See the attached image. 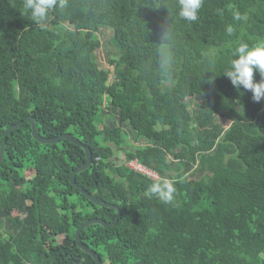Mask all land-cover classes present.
I'll list each match as a JSON object with an SVG mask.
<instances>
[{
	"label": "trees",
	"instance_id": "obj_1",
	"mask_svg": "<svg viewBox=\"0 0 264 264\" xmlns=\"http://www.w3.org/2000/svg\"><path fill=\"white\" fill-rule=\"evenodd\" d=\"M178 11V0H66L36 23L24 0H0V146L22 123L0 162V264H95L75 231L117 217L70 184L83 150L38 144L28 117L41 137L90 150L75 182L121 215L80 233L102 264H264V100L223 75L239 43L264 42V0H203L196 21ZM108 32L109 70L96 58ZM134 161L174 184L171 203L146 195L157 179Z\"/></svg>",
	"mask_w": 264,
	"mask_h": 264
},
{
	"label": "clouds",
	"instance_id": "obj_2",
	"mask_svg": "<svg viewBox=\"0 0 264 264\" xmlns=\"http://www.w3.org/2000/svg\"><path fill=\"white\" fill-rule=\"evenodd\" d=\"M202 4L203 0H178L179 18L186 21H196ZM65 5L66 0H24L25 10L30 12L32 20L36 23L45 21L50 10L57 6L64 8ZM233 18L235 20L245 19V17L239 12H234ZM226 31L231 34L233 29L231 26H228ZM160 39L162 41L160 44L162 45H168L172 40V32L168 23L164 25L163 30L160 33ZM170 65V53L162 55L161 69L167 73ZM254 74H258L260 79L256 80ZM223 75L229 79L231 85L236 90L240 91V89L243 88V90L250 92L254 102H261L264 100V42L253 45H249L246 42L239 43L234 48L230 67L223 73ZM129 163H127V166ZM142 168L149 173L151 172L144 167ZM139 173L153 179L152 175L149 176L142 172ZM151 173L154 174L153 172ZM154 175L157 179V175ZM175 191L174 184L170 180L159 178L148 187L146 195L149 197L155 196L164 203H171Z\"/></svg>",
	"mask_w": 264,
	"mask_h": 264
},
{
	"label": "water",
	"instance_id": "obj_3",
	"mask_svg": "<svg viewBox=\"0 0 264 264\" xmlns=\"http://www.w3.org/2000/svg\"><path fill=\"white\" fill-rule=\"evenodd\" d=\"M25 123L30 125L31 136H32L33 140L35 142H37L38 144H40V145H52V144H56L59 140H66V141H68V142L80 147L83 150V152H84L85 162L83 164H81L80 166H78L75 170H73L71 172L70 177H69L70 184L72 186H74L81 195H83L85 198H87L94 205L99 206V207L113 208V209L116 210L117 217H116V219L113 222L106 223V222H104V221H102L100 219H90V220H87L84 223H82L75 231L74 239H75V242H76V246L81 251H83L84 253L88 254L93 259L95 264H102L100 259H99V257H98V255L94 251H92L88 246L84 245L81 242L80 233L87 226L95 225V224L100 225V226H102L104 228L112 227V226H114L117 223V221L120 219L121 215H120V210L118 209L117 206L112 205V204H108L106 202H103L102 200L97 199L95 196H93V195L89 194L88 192H86L85 190H83L75 182V175L78 174V173L84 172L92 164L90 150L87 147H85L79 140H77L76 138L72 137L69 134H62V135H59V136L54 137V138H43V137H41L37 133L35 122H34V120L31 117L26 118L25 119ZM21 125H22V123H19V124L10 126V127L5 129L4 134H3V140H2V143H1V146H0V162L3 160V154H4V147H5V142H6L5 139H6V137L8 136V134L11 131L16 130L17 128L21 127ZM134 264H144V262L139 261V262H135Z\"/></svg>",
	"mask_w": 264,
	"mask_h": 264
},
{
	"label": "rangeland",
	"instance_id": "obj_4",
	"mask_svg": "<svg viewBox=\"0 0 264 264\" xmlns=\"http://www.w3.org/2000/svg\"><path fill=\"white\" fill-rule=\"evenodd\" d=\"M110 35H111L110 32H108L106 37L104 39H102V45H101L100 49L96 52V58H97V62L99 64V66L101 68L107 69V70H109L108 57H109V55L114 54V48L109 42ZM127 142L128 143L124 146V148L122 150L115 152L114 159H115V162L118 164H121L124 162V151L125 150L130 151L136 146V143L132 139H128ZM136 165H138V164H136ZM135 171H138V170H135ZM150 174L152 175L153 179H156V176L154 174H152L151 172H150ZM58 240L60 241L59 238H57V241Z\"/></svg>",
	"mask_w": 264,
	"mask_h": 264
},
{
	"label": "built area",
	"instance_id": "obj_5",
	"mask_svg": "<svg viewBox=\"0 0 264 264\" xmlns=\"http://www.w3.org/2000/svg\"><path fill=\"white\" fill-rule=\"evenodd\" d=\"M137 163L136 162H130L128 164V166L132 169H135V170H138V172H142V173H145L147 175H151L148 171H145L140 165H136Z\"/></svg>",
	"mask_w": 264,
	"mask_h": 264
},
{
	"label": "bare ground",
	"instance_id": "obj_6",
	"mask_svg": "<svg viewBox=\"0 0 264 264\" xmlns=\"http://www.w3.org/2000/svg\"><path fill=\"white\" fill-rule=\"evenodd\" d=\"M191 135V134H190Z\"/></svg>",
	"mask_w": 264,
	"mask_h": 264
}]
</instances>
